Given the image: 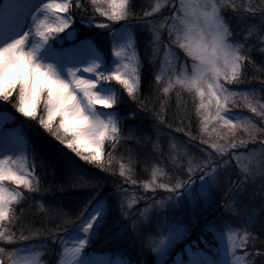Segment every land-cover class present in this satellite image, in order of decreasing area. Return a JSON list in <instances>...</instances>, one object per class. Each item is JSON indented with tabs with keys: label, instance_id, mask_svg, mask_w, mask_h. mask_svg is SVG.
Masks as SVG:
<instances>
[{
	"label": "snow or ice",
	"instance_id": "obj_1",
	"mask_svg": "<svg viewBox=\"0 0 264 264\" xmlns=\"http://www.w3.org/2000/svg\"><path fill=\"white\" fill-rule=\"evenodd\" d=\"M91 2L95 12L106 17L108 21L117 23L130 18V0H91ZM166 2L172 3L171 19L174 26L178 24L175 27V39H172V33L169 39L184 51L192 63L190 71L186 70L187 64L180 68L176 80L169 82L163 89L164 93H168L174 84L179 85L194 92L200 98L199 107L205 112L213 107L214 100L215 115L211 119L223 121L224 125L229 126L233 137L238 128H242L248 135V140H241L239 143L234 139L229 140L227 136H221L220 139L224 140L223 144L213 142L210 145L217 155L225 156L229 154V150L245 148L248 143H256L257 135H264V129H257L256 125L247 119L233 123L234 118L227 115L228 104L235 103L233 97L237 94L230 92L221 81L227 84L241 81L250 49L232 42L233 32L223 12L230 8L233 14L240 15L242 19H247L249 14L255 16L259 13L261 24H264V4L254 6L249 2L241 5L236 3V0H179V5L176 6L174 0H166ZM162 6L157 4L151 12L145 11L144 16L148 17L159 12ZM81 7L84 5L77 3L76 0H48L47 3L41 2L39 5L24 3L23 0H0V21H11L7 25L0 23V101L11 104L23 117L33 121L38 119L43 129L81 160L95 164L103 171H109L101 163V157L105 141L114 142L119 139L121 132L119 117L118 113L104 112L97 106H101L102 109H112L120 102L119 90L110 84L106 86V82L113 80L123 86L133 101L139 100L140 76L134 45L135 29L130 24L121 25L118 29L124 34V40L119 49L115 44L113 45V55L116 57L115 68L105 66L94 49L90 55L81 58L83 46L91 44L89 39L73 44L70 48L54 49L53 44L57 40L63 41L69 38V33L74 30L72 16ZM33 8L39 15L32 14ZM29 15H31V24L27 23ZM88 23L91 25L92 21L88 20ZM111 26L103 23L96 25L101 29H108ZM253 31L250 30L249 35ZM152 32L155 42H159V26H153ZM61 33H64V36H60ZM259 40L264 44V35H261ZM261 51L264 52V48ZM156 80L159 81L160 76H156ZM206 98L207 102H205ZM244 99L252 113L264 117V104L259 105L258 112L248 96ZM38 110H42L43 114L38 115ZM2 114L7 115L6 112ZM57 118H59L58 126L54 127ZM208 122L206 118L205 131ZM213 131L215 132L216 129L214 128ZM202 143L207 141L202 140ZM259 143L261 151L257 152L254 149L245 157L250 163L257 157L264 159V140H260ZM9 151L10 148L6 144L3 156L0 158V222L12 219L11 207L22 198L21 192L9 190L5 181L23 186L29 191L40 190V181L29 169L26 155L23 152L9 155ZM84 152L89 154L84 155ZM233 158L240 161L241 155L233 154ZM196 160V157H189L187 160L189 175L196 170L202 172V182L195 189L196 195L188 191L186 182L178 178L171 186L169 183H157L161 175L159 170H153L152 180L143 187L153 190L161 188L173 194L185 189L194 205L198 203L197 197L210 202L211 192L219 179L218 169L227 166L229 161L222 160L214 164L211 154H208L203 164L194 163ZM177 167L183 170L182 165ZM243 171L251 174L247 166ZM76 174L79 175L78 172ZM119 174L125 177L126 182L135 183L130 176H126L124 165H121ZM260 175L264 177V169L261 170ZM98 184L99 181H95L87 186L95 188ZM168 200H172V197H168ZM164 204L165 201L158 202L160 207ZM131 205L130 200L129 207ZM110 208V200L99 198L95 194L90 197L81 213L84 219L76 226L80 234L75 238V246L67 250L70 253L69 264H91L90 261L80 259L82 250L104 226ZM85 213L87 215H84ZM182 235V229L170 230L167 237L160 239L158 243L153 241L155 245L153 251L165 252L168 245L180 239ZM5 238L8 242L12 240L6 230H0V240ZM23 238L28 239V237ZM246 242V236L237 241L229 233L227 264H252L244 255H235V250L246 246ZM3 254L4 250L0 248V255ZM198 255L201 258L193 260L191 264H224L222 260L213 259L212 255L203 253ZM10 259L12 264H23L12 257ZM31 264L38 262L33 260Z\"/></svg>",
	"mask_w": 264,
	"mask_h": 264
},
{
	"label": "rangeland",
	"instance_id": "obj_2",
	"mask_svg": "<svg viewBox=\"0 0 264 264\" xmlns=\"http://www.w3.org/2000/svg\"><path fill=\"white\" fill-rule=\"evenodd\" d=\"M23 2L39 5L41 2L47 3L48 0H23ZM76 2L80 3V0H76ZM85 2L90 6L92 16L98 18L97 20L94 19L95 21L92 23V25H86V28L90 29V32L93 31V33L89 35L96 36L101 48H104V45H108V49H106L105 46V51H103L101 48L100 49L103 52H101V50L99 51L102 54L105 66L115 68L116 64L114 61L116 60V57L113 55V45L115 44L116 48L119 49L121 43L124 40V34L121 31H118V29H120L121 25H132L133 21L129 18L127 21L113 23L108 21L106 17L100 16L95 12L91 0H85ZM144 2L146 5V11L148 12H151L157 4L163 5L159 12L145 17L146 20L142 23V25L136 24L137 27H140L143 34L142 40L146 39V44L148 45L146 49L150 55L149 69L152 70L154 77L153 80L155 82L153 87L154 92L151 90L150 93L145 94L149 98L155 99L156 96L161 93V98L159 99L160 107L163 105L164 97H168L167 101L173 102H176L177 99L182 100L187 95L193 97L196 100H200V98L196 96L194 92H190L189 90L175 84L169 89L168 93H164L163 89L168 86L169 82L176 80L177 76L179 75L180 68L187 64L186 70L190 71L192 62L191 59L185 55L184 51L176 44L171 43L169 39L170 33H172V39H175V27L178 26V24L174 26V22L171 19V16L173 15L172 3L166 2V0H144ZM174 2L176 6L179 5V0H174ZM249 2H251L254 6L264 4V0H236V3L241 5L247 4ZM31 12L32 14L39 15L35 8L31 9ZM228 12L229 14H225V12H223V15L230 23V27L233 32L231 38L232 42L242 44L245 48H253L255 50L248 53V55L254 54L253 58L257 55V59L256 61H249L253 70L248 69L247 73H249L248 77L252 80V83H258L257 86H260L262 88V92L264 93V52L261 51V49L264 48V44H261L259 41V37L264 35V24H261L259 13H257L255 16H251L249 14L247 19H242L240 15L233 14L230 8L228 9ZM75 17L76 15L72 16V25ZM254 20H259L258 34H256L255 29H253ZM149 21L151 23H147ZM0 23L7 25L11 23V21L4 20L0 21ZM27 23L31 24V15L27 17ZM99 23L110 24L112 26L108 29H101L96 27V25ZM72 25H70V27H72ZM133 26L135 25L133 24ZM153 26H159V42H155L154 40V34L152 32ZM250 30H254L251 35H249ZM66 32H68L67 29ZM75 32L76 28L74 26V30L69 33V38L63 41L57 40L53 45H65L64 48H70L73 46V44H79L80 41L85 38L84 36L89 37V35L83 33L84 35H81V37L77 39V37H75ZM59 35L64 36V33ZM235 39L236 41L234 42ZM92 50L93 49L91 46L84 45L81 58L90 55ZM108 51L110 55L112 54V58L109 61H106L104 55L107 56L106 53ZM95 54L98 55L97 53ZM79 66L83 67V65ZM245 69H247L246 62L243 70ZM156 76H160L159 81L156 80ZM110 83L113 84V88L119 90V93L124 91V93L122 92L120 94V97L122 96L121 99L125 100L126 102L131 101L128 96H126V91L123 89L122 85L113 80L106 82V86ZM243 87H245L244 91L249 90L246 86ZM242 91L243 90L240 89V91L236 90L233 92L237 94L238 92ZM139 94L140 93H138V96ZM249 95L250 97H248L251 99L253 106H256L259 112V105L261 104L260 97L264 96V94L260 95L259 100L255 93L253 94V92H250ZM239 99V96L237 99H234L235 103L233 105L237 106ZM205 102H207V98L205 99ZM214 105L215 101L213 100V107L208 112L203 110L204 119L207 118L209 121L207 124L208 129L206 131L203 128L204 126H201L200 123L197 124V122H195L194 125L196 127V131L194 133L183 131L179 132L174 128H169L167 132L168 136L166 137V140L169 149L173 148L172 152L177 151L178 142H180V144L187 145L189 148L191 146V149H196L194 151L198 152L193 153L192 151H187L185 153L186 160L184 161L183 156L181 155L182 160L180 159L177 161L178 165H182L183 167L187 168V160L189 157H196L197 160L194 161V163L203 164V162L207 160L208 154L212 155L214 164L222 160L229 161V164L227 165L229 166L228 172L225 171L227 166H223L221 169H218L219 177L221 179H218L216 186L211 192L210 202H205L202 197H197L198 203L194 205L191 197H189L188 192H186L185 189H180L175 194H173L161 188H156L154 190L145 189L143 185L152 180L153 170H159L161 175L159 176L157 183H169L171 186L172 183H175V179L178 178L186 182L188 191L192 192L193 195H196L195 189H197V187L202 182L201 171L196 170L191 175H189L187 170H179L178 167L174 166H170L168 168L162 166H150V168H147L144 173L142 171L143 174L139 175L134 184L130 181L126 182L125 177H121L119 174L121 169V166H118L119 161L126 167V176H130L131 179H133L132 174L136 168V163L132 165L128 159H124V157L122 158L120 156V152L116 149L115 142L105 141L103 157L105 160L104 162L107 161V164H104L103 166L108 168L109 171H103L95 164H88L87 162L81 160L74 152L66 148L65 145L60 144V142L55 139V137L51 136L50 133H48L45 129H43L42 126L39 125L38 119L33 121L29 118L23 117L22 114L15 111L11 104L0 101V158L3 156L6 144L10 148L9 155H16L20 152L25 154L26 152V147L24 150V145L21 140V132L15 125V123H17L18 125L23 126L28 131H30V134H33V137L36 133L37 139H43V137H45L49 140H52V148L55 146V144H57L61 151L65 150L71 152L74 156L73 159L75 161L74 165L76 168L78 165L86 164L89 165L94 171L101 170L107 173L112 180V183L109 184V187L100 186L98 190V186L95 188L87 186L95 181H98V178L77 175V177L74 179V183L78 185L79 181L82 182V189L87 188L88 192L91 191L90 195L85 196L86 200L84 197L82 199L80 198L77 204L68 202L73 208L72 210H68V215L64 212H61L60 209L57 210L55 208L44 214L43 216H45V221L47 224L44 222L45 227L38 228L39 231H37L36 226L27 228L26 218L29 215V212H42L44 209L47 210V206L49 204L48 198H45L43 195H41L40 191H29L23 186H17L12 182L5 181L4 183L7 186H11L13 184L17 186L19 190H22L23 196L21 200L14 205L12 210V219L10 221L7 220L4 225L0 226V230H6L7 233L12 237L11 242H8L7 238L0 240V248L4 250V254L0 255V264H12V259H10V257L23 262V264H31L33 260L37 261L38 264H45L47 261L48 264H69L70 253H68L67 250L74 248L75 238L80 234L78 233L76 226L79 225L84 219L82 218V215L79 214V212L82 213L84 211L85 205L88 203L90 197L93 194L99 198L110 200L111 208L110 214L108 215L104 226L99 230L97 236L98 238L101 236L104 237L100 238L99 242L97 241V243H95L96 239L93 236L90 242L85 245L84 249L91 247L94 245V243L95 246L99 248L105 249L111 247L112 245H107L104 239L108 235L115 232L122 233L123 236L129 240L127 242L128 245L136 246V249L134 250H139L138 239L142 240L144 246L146 247L148 252L146 257L141 258L140 255L138 259H134L132 261H130L131 256L128 252H126V257L129 258L128 264H191L193 260L201 258L198 253L212 255L208 249L213 250L219 255L220 258L216 257V259L222 260L224 261V264H227L228 238L229 233H231V235L235 237L237 241L244 239L245 236L247 237L246 246L237 248V250L239 251L240 249V251L237 253L235 250V255H244L246 260L251 261L252 264H260L262 262L264 253L263 243L258 242L253 238V236L246 233V230H244L243 226H245L246 223L250 224V222L248 221L247 216L240 212V203L238 202V205L236 206L234 200L236 197H238L239 200H242L243 194L246 196L250 194V196L246 197V199L254 200L258 191L263 189L256 199L254 209L259 208L264 217V177L260 175L261 170L264 169V159L257 157L250 163L245 158L247 154L254 149L257 152L261 151L259 141L264 140V135L258 134L256 143H248L245 148L229 150V154L225 156L217 155L210 145L213 142L223 144L224 140L220 139L221 136H227L229 140L234 139L237 143H239L241 140H248L249 137L242 128L236 129L235 136L233 137L229 126L224 125L223 121L212 120L211 117L215 115ZM233 105L229 103L228 110L230 108H234ZM97 108L104 112H111V109H102L99 105ZM247 111L252 113L249 108ZM5 112L7 113L6 116L2 114ZM240 114L244 115L242 111H240ZM252 114L256 119V128L264 129V117L258 114ZM11 115L16 116V122H14L13 126H10L8 129L2 131L5 128L4 127L2 129L3 124L6 123L8 117ZM227 115L233 117L235 116L234 113L230 112H227ZM244 116L247 120H249L248 112H246ZM237 119L238 118H234L233 123H238L236 122ZM58 122L59 118L54 121V127L58 126ZM154 123L156 124V120ZM214 128L216 129L215 132L213 131ZM61 135L63 134L61 133ZM207 139H209L210 142H208ZM202 140H206L207 143H202ZM38 150L40 151V148L37 147V151ZM34 152L35 159L37 160L36 164L40 166L37 159L40 155L37 156V152L35 150ZM83 154L88 155L89 152H84ZM233 154L241 155L240 161L234 159ZM228 158H232L233 162H231ZM183 161L185 162L184 164ZM42 164L44 166V162ZM245 166L248 167L251 173L250 175L243 171ZM129 169L130 171H127ZM38 170H40V173H42L41 167H39ZM135 174H137V171ZM220 180L222 181L221 185H219ZM244 186H253V189L252 191L245 192L247 190L244 189ZM243 191L245 193H242ZM216 195L217 197H215ZM170 196L172 197V200H168V197ZM177 198H179V203H177ZM130 200L132 201L131 207H129ZM159 201H165L163 207L158 205ZM64 205L66 206L65 209L67 210V204H63L62 207H64ZM89 207H91V205H89ZM212 213H216L215 216L212 217L210 221H207L206 218ZM241 213L243 215L242 221L245 222H241V220L238 222ZM223 214H226L228 218V220L225 222L226 226H215L218 223L217 219L223 217ZM84 215L87 214L85 213ZM198 217L204 218L200 220ZM232 220L234 221V225L231 222ZM192 225H197V227L192 230L190 228ZM149 228L151 229V233L144 234L145 230ZM136 229L142 230L141 234H136ZM180 229L183 230L182 237L178 240L172 241L168 245L165 252L158 253L153 251V247L155 246L153 241L158 243L160 239L167 237L170 230L176 231ZM14 233L15 236H13ZM23 237H28V239H24ZM258 240L260 239L258 238ZM178 243L183 245L184 251L179 254L176 253V257L173 261V259L168 255L174 245ZM122 246L124 245H119L117 248L121 249ZM89 250L91 251L92 249L90 248ZM184 252H186V254ZM99 255H101V257H99ZM121 257L122 256H117L116 253H113V251L107 252L106 254L100 253L97 256H85L82 250L80 259L90 261L91 264H125L124 259ZM42 258H44V260H42Z\"/></svg>",
	"mask_w": 264,
	"mask_h": 264
},
{
	"label": "trees",
	"instance_id": "obj_3",
	"mask_svg": "<svg viewBox=\"0 0 264 264\" xmlns=\"http://www.w3.org/2000/svg\"><path fill=\"white\" fill-rule=\"evenodd\" d=\"M80 4L84 5V7L76 10V17L73 21V25L77 30L78 36L84 35L83 33L89 35L93 33V31L90 32V29L86 28V25H89L88 20H91L92 23H94V21L98 18L92 16L90 6L85 2V0H80ZM130 4V19H132L134 22L145 21L146 19L144 16V12L146 11V5L144 0H130ZM141 33L142 32H140V34ZM140 34H138V36H140ZM136 39V44H139L138 38ZM235 41L236 39L234 40V42ZM105 46L107 47L108 45H104V48ZM142 47V49H145L148 46ZM251 51L255 50L252 49ZM143 55H141V63L148 61V58ZM251 59L253 61H256L257 55ZM149 66L150 64H148L147 68H145L144 66L142 72L140 73V85L138 91V93H140L139 100L133 101L125 92L126 96H128L131 101L126 102L125 100L120 99V102L113 106L116 113H118L119 124L121 128L119 139L114 142L116 143V149L120 152V156L122 158L124 157V159H128V161H130L132 165L136 163V168L134 169L132 174L134 180L138 179L139 175L143 174L147 168H150V166H162L165 168H168L170 166L176 167L175 159L176 157L181 159V155L184 153L182 152V150H184L185 147L184 144H178V149L176 152H172L173 148L169 149L166 140L169 128H174L176 130L179 129V132L183 131L194 133L196 131V127L194 125L195 122H197V124L200 123L201 126H204L205 124V119L203 116L204 111L199 107L200 100H196L193 97L187 95L182 100L177 99L176 102H173L167 101L168 97H164L163 105L160 107L159 99L161 98V93L157 95L155 99H151L145 94L150 93L151 90L154 92L153 87L155 82L153 80L154 77L152 70L149 69ZM246 66L247 69L243 70V76L239 83L227 84L223 80L221 81V83H224L225 87L230 92L236 90L240 91V89L243 90L242 92H238L237 95L234 96L237 98L238 96L240 97L238 101L239 103L237 104V106H235V109L239 112L242 111L244 115L246 112H248V114L252 116L253 120L256 121L254 115L247 111L248 105L246 100L243 99V97L245 96L250 97V92L252 91L255 93L256 89L254 90V88L258 87V83H252V80L248 77V69L253 70L251 63L249 61H246ZM243 86H246L249 90L244 91L245 87ZM122 92L124 93V91H121L119 95ZM262 104H264V101L262 102ZM157 113H159L160 115L158 116ZM40 114H43L42 110H38V115ZM244 115L239 114L236 117L238 118L236 122L245 120L246 118ZM155 120L156 124L154 123ZM30 141V150L33 157L31 170L33 171V174L36 176V178L40 181V194L45 198H48L49 204L47 206V210L44 209L42 212L33 211L28 213L29 215L26 218L27 228L36 226L37 231H39L38 228L45 227L44 222L47 224V222L45 221L46 218L43 215L47 212H50L53 208L57 210L60 209L61 212H64L68 215V210L73 209L68 202L77 204L80 198L82 199L83 197L86 200L85 196H89L91 191L88 192L87 188L82 189V182L80 181L78 185L74 183V179L75 177H77V172L79 173V176H91L98 178V190L100 186L109 187V184L112 183L111 177L101 170L94 171L90 168L89 165L86 164L78 165L76 168V166L74 165L75 161L73 159V154L69 151H61L57 144H55V146L52 148V140H49L45 137H43V139H37L35 133L34 137L33 134L31 135ZM37 147L40 148V151H37ZM34 150L37 152V156L40 155L39 158H37L40 166L36 164L37 160L35 159ZM103 153L101 163L103 165H106L107 161L104 162L105 160L103 157ZM43 162L44 166L42 164ZM121 165L122 163L119 161L118 166L120 167ZM39 167H41L42 173H40V170H38ZM136 171L137 174H135ZM236 199H238V197ZM234 202L236 204V200H234ZM65 203L68 206L67 210L65 209V205L64 207H62ZM239 203V206L243 210V212L250 217V233H253V235L255 236L253 238L258 242H262L264 247V217L261 211L259 210V208L254 209L255 204H250V201L247 200L246 197H243V199L240 200ZM79 214L81 213L79 212ZM215 214L216 213H212L210 216H208L206 218L207 221H210V219L214 217ZM82 218H84V216H82ZM203 218L204 217H198V219L200 220H202ZM227 220L228 218L226 214H223V217L217 219L218 223L215 226L225 227V222ZM141 231L142 230L140 229H136V234H141ZM150 231L151 229L149 228L145 230L144 234H150ZM102 237L104 236L97 238L98 242ZM258 238L260 240H258ZM104 241L107 245H112L110 247L111 249L108 248V250L115 253L122 252V257H125L126 252H128L131 256L130 261L138 259L140 255L141 257H146V254H148L142 240L138 239V248L140 251L134 250L136 249V246L128 245L127 242L129 240L126 239L122 233L114 232L108 235L104 239ZM119 245L124 246H122L121 249H118L117 246ZM182 251H184L183 245L180 243L175 244L174 247L170 250L168 256L171 257L174 261L175 254H179ZM239 251L236 249L237 253ZM260 264H264V253L262 262Z\"/></svg>",
	"mask_w": 264,
	"mask_h": 264
}]
</instances>
